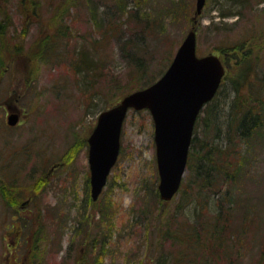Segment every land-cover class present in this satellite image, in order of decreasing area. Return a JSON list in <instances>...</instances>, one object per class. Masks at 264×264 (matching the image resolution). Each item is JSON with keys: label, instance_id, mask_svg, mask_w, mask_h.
Listing matches in <instances>:
<instances>
[{"label": "rangeland", "instance_id": "rangeland-1", "mask_svg": "<svg viewBox=\"0 0 264 264\" xmlns=\"http://www.w3.org/2000/svg\"><path fill=\"white\" fill-rule=\"evenodd\" d=\"M52 1L36 0L34 7L0 0V179L10 195L0 185V264H136L146 257L147 264H172L168 245L150 257L148 240L131 229L140 207H159L152 190H157L158 172L150 113L128 111L118 160L95 203L88 200L87 137L101 110L164 73L191 27L196 29L197 53L220 55L226 64L232 51L226 55L217 47L237 42L250 18L252 24L256 18V27L261 24L259 16H251L259 7L245 10L248 17L233 24L235 16L218 15L234 9L230 2L206 0L197 29L192 20L195 0H125L123 6L121 0H89L94 5L77 0L59 16L67 19L66 26L58 18L50 21L58 8ZM221 20L227 22L224 30H215L212 22ZM42 36L57 37L55 53L44 58L35 55ZM79 56L94 63L92 73L78 72ZM240 63H235L237 71ZM236 69L227 67L221 87L236 76ZM8 108L19 112L14 126L6 123ZM252 148L256 158L236 180L233 199L239 198V205L247 201L254 212L241 222L240 209L231 210L235 237L228 239L227 248L233 250L225 258L228 264H264V136ZM6 198H28L30 203L16 208ZM179 204L191 216L193 206L181 199L180 191L169 209ZM108 219L114 233L105 244ZM20 233L27 241L13 248L11 240Z\"/></svg>", "mask_w": 264, "mask_h": 264}, {"label": "trees", "instance_id": "trees-1", "mask_svg": "<svg viewBox=\"0 0 264 264\" xmlns=\"http://www.w3.org/2000/svg\"><path fill=\"white\" fill-rule=\"evenodd\" d=\"M84 1L94 5L92 1ZM227 1L234 9L219 12V17L235 16L236 20L233 24L241 23L248 17L244 11H252V8L254 10V7L258 6L259 8L254 10L251 16H259L261 20L258 21L261 24L256 27V18H253L255 20L253 24L250 18L247 20L249 24L237 42L225 43L221 48L217 47L226 55L232 51L231 60L235 63L241 61V63L237 71L236 64L231 63L228 55L225 57L228 69L235 67L236 76L227 78L228 83H224L223 87L220 86L221 88L205 105L196 120L188 153L186 174L179 189L181 199L183 198L186 204L190 203L193 206L190 209L191 216L186 217V213L182 212L185 206L182 204L170 210L169 202L162 201L157 190L153 188L154 203L160 208L152 209L150 204L140 207L136 214L140 218L136 219V227L131 228L136 231L138 237L142 235L148 240L146 254L150 257L153 252L154 257L156 253H161L164 243L168 245L174 254L172 264H228L229 261L225 258L231 256L230 251H233L227 248L228 239L235 237L230 228L231 210L233 211L234 207L240 209L241 222H245V218H249L250 213L254 212V208H250L247 201H243L244 205H239L237 201L239 198L236 201L233 198L236 194L234 192L236 180L244 171L247 172L256 158V151L253 150L252 144L255 141H261L264 136V59L259 61L264 55V0ZM52 2L58 8L50 14V21L56 22L55 18H58L66 25L67 19H63L62 14L70 9L71 5L77 4V0H53ZM20 3L28 6L31 4L35 7L36 0H21ZM119 3L123 6L125 0ZM91 7L92 10L95 9V6ZM94 14L95 12L91 14V17H94ZM60 15L62 16L59 17ZM143 15L147 19L150 18L147 12ZM86 19H89L88 12ZM148 21L141 20L144 23ZM199 21L198 18V24L195 25L197 29ZM212 23L216 26L214 29L218 30L227 22L221 20L217 22L219 24ZM2 28L3 25L0 22V31ZM99 32L103 33V28ZM56 39L57 37L55 40H50L48 37L40 39L35 55L44 58L54 54L53 43ZM255 46H257L256 51L253 50ZM88 61L81 56L78 57V72H84V74L93 72L94 63L89 57ZM250 155L254 157L251 158ZM248 163L249 165L246 166ZM4 191L9 198L10 195L6 193V188ZM88 200L92 202L90 197ZM95 213L101 214V210ZM86 219L89 222L88 218ZM108 222V229L103 233L105 244L114 233L112 220L108 219ZM81 230L80 226L78 231L81 233ZM152 233H155V240L152 238ZM157 242H161L162 245L157 247ZM91 248L95 249L93 245ZM156 258H159V255ZM147 259L146 257L142 261H136V264H147ZM88 261L86 263L89 264Z\"/></svg>", "mask_w": 264, "mask_h": 264}, {"label": "water", "instance_id": "water-1", "mask_svg": "<svg viewBox=\"0 0 264 264\" xmlns=\"http://www.w3.org/2000/svg\"><path fill=\"white\" fill-rule=\"evenodd\" d=\"M205 2L195 0L194 19ZM224 73L225 67L217 55L196 54V32L191 28L155 82L126 94L118 103L101 111L87 137L92 200L99 197L117 160L122 124L129 108H147L151 113L159 176L157 190L162 200H170L186 170L196 118L215 95ZM17 120V113L7 116L10 125Z\"/></svg>", "mask_w": 264, "mask_h": 264}, {"label": "flooded vegetation", "instance_id": "flooded-vegetation-1", "mask_svg": "<svg viewBox=\"0 0 264 264\" xmlns=\"http://www.w3.org/2000/svg\"><path fill=\"white\" fill-rule=\"evenodd\" d=\"M6 202H7V204L12 205L13 207H16L17 208L19 206L21 208H24L26 204H29L30 203V199L27 198V199L21 200V201H19V200L17 201V199H15V200H11L10 201L9 199L6 198ZM6 229H9V226ZM6 233H9L10 234L11 232H6ZM22 237H23V234L21 235V233L18 234V235H15L14 238H13L14 241L11 240V244L10 245L13 248H16L17 245L20 246L22 242L27 241V236L24 237L23 241H22Z\"/></svg>", "mask_w": 264, "mask_h": 264}]
</instances>
